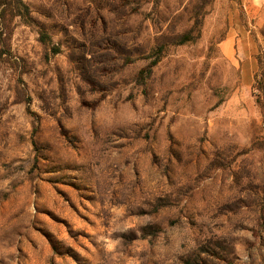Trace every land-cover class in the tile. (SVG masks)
<instances>
[{
	"label": "rangeland",
	"instance_id": "rangeland-1",
	"mask_svg": "<svg viewBox=\"0 0 264 264\" xmlns=\"http://www.w3.org/2000/svg\"><path fill=\"white\" fill-rule=\"evenodd\" d=\"M255 1L0 7V264H264Z\"/></svg>",
	"mask_w": 264,
	"mask_h": 264
},
{
	"label": "trees",
	"instance_id": "trees-1",
	"mask_svg": "<svg viewBox=\"0 0 264 264\" xmlns=\"http://www.w3.org/2000/svg\"><path fill=\"white\" fill-rule=\"evenodd\" d=\"M0 7L6 8V9L8 8L10 13L24 19V21L27 23L33 22L29 7L23 2V0H0ZM40 39L42 42L47 43L49 41V36L45 31L41 30ZM191 40H192L191 33H186L180 37L177 44L178 45L185 44ZM52 49L54 53H58V50H56V48H52ZM154 53H156L155 56H152V57H155L154 60L150 62L146 67H144L138 74L137 80L141 85H145L147 79L152 74L153 67L156 66L163 58L165 54V48L159 47ZM258 85H260L263 91V96H264V75H263V82H258ZM256 96L259 100L260 98L259 92L258 94H256ZM259 103H260V108L263 110L264 109V98H263V101L259 100Z\"/></svg>",
	"mask_w": 264,
	"mask_h": 264
},
{
	"label": "crops",
	"instance_id": "crops-1",
	"mask_svg": "<svg viewBox=\"0 0 264 264\" xmlns=\"http://www.w3.org/2000/svg\"><path fill=\"white\" fill-rule=\"evenodd\" d=\"M242 5L244 10H262L261 7L255 0H242ZM230 46L231 42L226 41V46Z\"/></svg>",
	"mask_w": 264,
	"mask_h": 264
}]
</instances>
